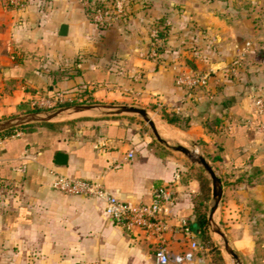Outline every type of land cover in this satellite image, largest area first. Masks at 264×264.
I'll list each match as a JSON object with an SVG mask.
<instances>
[{
	"label": "crops",
	"instance_id": "0c3cea01",
	"mask_svg": "<svg viewBox=\"0 0 264 264\" xmlns=\"http://www.w3.org/2000/svg\"><path fill=\"white\" fill-rule=\"evenodd\" d=\"M25 2L0 0V120L48 109L36 104L40 97L145 107L169 143L200 145L222 179L215 220L244 264H264L257 226L264 211V113L255 105L264 98V0H130L123 17L105 27L88 17L84 0ZM161 21L167 34L154 58L150 33ZM247 40L238 73L229 74L226 66ZM189 67L216 72L208 85L188 90L174 78ZM163 109L187 117V126L167 121ZM133 114L82 113L0 136V264H157L149 241L111 222L102 200L54 189L57 174L98 179L132 201H148L154 185L170 184L165 242L172 252L187 247L179 224L195 221L203 198L198 173L205 171ZM213 118L214 136L205 128ZM58 151L65 162H57ZM195 238L190 262L168 264H230L222 250L220 263L200 234Z\"/></svg>",
	"mask_w": 264,
	"mask_h": 264
},
{
	"label": "built area",
	"instance_id": "2783aa9c",
	"mask_svg": "<svg viewBox=\"0 0 264 264\" xmlns=\"http://www.w3.org/2000/svg\"><path fill=\"white\" fill-rule=\"evenodd\" d=\"M17 7H23L25 0H8ZM102 6L93 7L90 10L92 2L84 0L87 7V15L100 27L107 26L115 15H122L127 10L128 0H101ZM170 20H166V24ZM163 27H154L151 29V47L149 56L157 57L158 50L156 40L159 29ZM160 45V43H158ZM252 41L247 40L245 46L238 50L235 57L226 66L229 74L236 75L238 67L245 58V55L251 47ZM216 69L210 67L206 70L189 67L180 69L174 78L177 86L185 89H193L206 86L209 84ZM54 99L40 97L36 101L37 105L43 108L56 106ZM255 105L259 114L264 113V98L255 99ZM132 154L129 153V156ZM52 187L66 194H77L86 197H94L104 202V209L109 219L114 224L120 225L132 239H146L153 247V256L157 264H168L170 262L183 263L190 262L194 257V251L199 247L195 238V232L190 224L180 221V229L187 237V247L180 252H172L165 242V233L170 228L169 214L170 205L173 200V190L168 183L154 185L150 192L148 201H132L119 198L114 194L102 181L98 179L57 174L53 181Z\"/></svg>",
	"mask_w": 264,
	"mask_h": 264
},
{
	"label": "water",
	"instance_id": "95a60500",
	"mask_svg": "<svg viewBox=\"0 0 264 264\" xmlns=\"http://www.w3.org/2000/svg\"><path fill=\"white\" fill-rule=\"evenodd\" d=\"M59 33H67L66 23H61ZM85 110H97L100 114L138 113L148 123L155 138L158 141L170 146L175 150L183 152L191 161L201 165L204 171L208 174L212 186V201L207 216L208 225L213 232H216L221 236V238L223 239V247L225 251L231 256L233 262L235 264H244L238 253L230 244L225 231L223 230L219 222L214 218V213L219 206L222 198L223 187L221 177L218 175L212 163L205 157L203 153L196 152L193 148L188 147L180 142L171 144L167 139L161 136L159 130L156 127L153 117L148 113L145 107L126 103H74L69 105L57 106L54 108L28 111L22 114H17L5 118L3 120H0V131L30 122L51 121L54 118L62 115H69ZM56 157L57 162L62 163L65 162L67 154L65 152L58 151L56 153Z\"/></svg>",
	"mask_w": 264,
	"mask_h": 264
},
{
	"label": "trees",
	"instance_id": "16d2710c",
	"mask_svg": "<svg viewBox=\"0 0 264 264\" xmlns=\"http://www.w3.org/2000/svg\"><path fill=\"white\" fill-rule=\"evenodd\" d=\"M90 1L92 2V5L91 7H88L89 10L93 7L95 8V7L102 6L101 0H90ZM163 23H164L163 27L159 29L157 36L154 38L156 40V47H157L158 52L160 50V45L162 41L165 39L166 34H167V26L165 24V21ZM158 43H160V45ZM69 103L71 102H66L65 104H69ZM37 109L38 108H35L34 110H37ZM161 112H162V116L171 123L177 124L182 127H185L188 124L187 117H182L175 112H169V111H166L165 109H163ZM259 117H260L259 115H250L249 118H251L253 122L259 123L262 120V118L261 117L259 118ZM216 122H217L216 118H213L205 122V128L207 129V132H209V134L213 136L217 134L213 126ZM60 124L61 123H58L57 121L30 122V123H26V124L19 125V126H14L12 128H8L6 130L0 131V136L8 135L18 130H24L26 128H31V127H34L35 125H60ZM218 158H220V155H215L213 157V160L218 159ZM198 178L201 184V193L203 195L202 196L203 198L200 200L199 206H197L196 218H195V221L192 224H190V227L192 228L193 231L200 234L201 237L205 236L206 238H208L209 236L211 238V236L209 235V231H208V221H207L208 204L206 203L207 199L209 198V193H210V184H209L210 178L202 171L198 173ZM257 249L260 251H263V248L258 242H257ZM213 254L215 258L218 261H220V263L221 261H223L221 250L219 247H217L216 250H213ZM221 264H223V262Z\"/></svg>",
	"mask_w": 264,
	"mask_h": 264
},
{
	"label": "rangeland",
	"instance_id": "374dc122",
	"mask_svg": "<svg viewBox=\"0 0 264 264\" xmlns=\"http://www.w3.org/2000/svg\"><path fill=\"white\" fill-rule=\"evenodd\" d=\"M129 4H130V0H128L127 6H129ZM86 11H87V7H86ZM123 15L124 14H122V16L121 15H119V16L118 15H115L112 18L111 21H113L116 18L123 17ZM83 100H85L86 102H80L79 99H72V100L69 99V100H63V101H60V102H56L55 104L57 106H63V105H69V104H74V103H100L99 101H95L94 99H92L91 96H87V97L83 98ZM66 102H71V103L65 104ZM82 113H86L88 115H99V112L97 110H85V111H82V112L72 113V114H69V115H62V116H59V117L54 118L52 121H57L58 123H64V122L74 121V120L77 119L76 116L77 115H80ZM149 114L151 115V113H149ZM133 115H135V117H140L142 119V121L145 122V125H146L147 129H149V131L151 132V134L154 136V134H153L150 126L148 125V123L138 113H135ZM161 136H162V134H161ZM184 145H186L188 147H191V148H198L197 151L199 153H202V149L200 148V145L198 143H196V142L195 143L194 142L187 143V144H184ZM206 175H208V174L206 173ZM259 212L261 214L258 216L259 217V221L257 222V226H258L259 233L264 235V211H261L260 210ZM208 231H209V235L211 236V238L209 236H208V238H206L205 236L201 237V244H204L205 246H208L209 247V250L212 251V252H213V250H216L217 247H219L220 250H222L223 254L225 255L227 261L230 264H235L233 262V260L231 259V256L225 251V249L223 247V239L221 238V236L219 234H217L216 232H213L210 229L209 225H208ZM262 240H263V243H264V238Z\"/></svg>",
	"mask_w": 264,
	"mask_h": 264
}]
</instances>
